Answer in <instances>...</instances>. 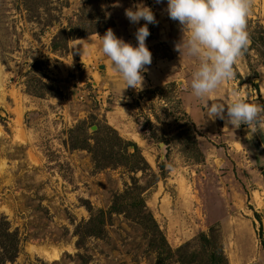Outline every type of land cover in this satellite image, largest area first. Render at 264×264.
Instances as JSON below:
<instances>
[{
	"label": "rangeland",
	"instance_id": "rangeland-1",
	"mask_svg": "<svg viewBox=\"0 0 264 264\" xmlns=\"http://www.w3.org/2000/svg\"><path fill=\"white\" fill-rule=\"evenodd\" d=\"M49 1L58 8L51 12L59 23L46 27L28 21L11 0H0V44L9 65L0 61V219L23 237L17 262L156 264L141 227L123 214L113 215L102 238L77 244L73 234L89 216L86 206L107 207L133 176L173 248L216 226L229 264H264V203L256 198L264 201V129L252 133L245 125L234 128L205 116L208 103L227 105L231 92L245 85L243 99L264 105V45L250 50L256 77L242 55L235 78L201 102L190 88L199 61L181 62L176 44L182 32L168 16L167 0H66L67 6ZM140 2L158 22L148 25L146 45L153 59L145 66L142 87L126 88L103 54L100 37L111 28L137 46L135 33L145 21L130 23L125 9ZM83 15L91 19L85 27L104 29L71 40L64 53L50 52L52 35ZM256 22L264 27V0L253 2L249 35ZM26 60L38 64L26 66ZM26 70L58 93L27 94ZM90 116L135 142L149 167L96 170L86 150L70 149L68 129Z\"/></svg>",
	"mask_w": 264,
	"mask_h": 264
},
{
	"label": "trees",
	"instance_id": "trees-1",
	"mask_svg": "<svg viewBox=\"0 0 264 264\" xmlns=\"http://www.w3.org/2000/svg\"><path fill=\"white\" fill-rule=\"evenodd\" d=\"M62 5H68L66 0ZM11 7L27 13V20L52 26L59 23V18L52 14L49 0H11ZM83 10V8L81 9ZM45 12L46 17L42 16ZM44 22H41V21ZM91 20L79 17L76 21L68 19V25L61 26L51 37L48 49L50 52L64 53L68 49L69 41L100 31L102 28L92 26L87 28L86 21ZM61 25V24H60ZM248 30V29H247ZM250 31V41L243 56L248 61L250 72L257 76L255 64L250 61V50L264 45V27L258 22ZM0 44V61L7 67L8 60L4 57ZM26 66H36L38 61L30 63L24 61ZM30 74L26 70L23 76ZM25 92L36 97L56 95L57 88L43 81L40 77L28 75L24 80ZM96 125V129L90 131L89 127ZM68 146L70 149L86 150L96 170L122 166L129 172L144 171L149 167L148 162L140 153L139 147L132 140L120 136L115 128L107 123H101L94 116L90 120L82 119L68 129ZM133 145V151L128 146ZM144 187L137 179L131 176V182L125 183L124 188L113 194L110 203L105 208H93L86 206L89 216L81 220L74 227L73 234L77 236L76 243H84L89 237L102 238L106 235V225L110 224L114 214H123L126 218L136 222L147 238L148 247L155 253L156 264H229L224 253L219 229L210 226L208 232L200 231L193 242L186 241L180 246L173 248L160 228L152 212L148 210L144 197ZM23 237L18 228H11L10 222L4 217L0 219V264H19L17 257L22 250Z\"/></svg>",
	"mask_w": 264,
	"mask_h": 264
},
{
	"label": "clouds",
	"instance_id": "clouds-1",
	"mask_svg": "<svg viewBox=\"0 0 264 264\" xmlns=\"http://www.w3.org/2000/svg\"><path fill=\"white\" fill-rule=\"evenodd\" d=\"M163 0H156L162 3ZM254 0H167L170 19L178 21L182 37L176 51L183 58H196L199 66L192 72L191 96L205 102L225 81L235 78L234 65L246 52L250 41L247 30L248 17ZM125 16L132 24L145 21L135 33L137 46L118 38L109 28L103 37L102 52L111 61L113 71L118 73L126 88H140L144 83L146 65L152 63V53L146 45L150 36L149 24H157L153 10L143 2L125 9ZM81 41V40H79ZM71 42V41H69ZM83 45V44H82ZM83 55L85 47L83 45ZM175 71V69H174ZM231 92L232 101L207 104L205 116L210 120H225L226 124L239 128L247 126L252 133L264 129V105L243 99V89ZM226 111V115H225Z\"/></svg>",
	"mask_w": 264,
	"mask_h": 264
},
{
	"label": "water",
	"instance_id": "water-1",
	"mask_svg": "<svg viewBox=\"0 0 264 264\" xmlns=\"http://www.w3.org/2000/svg\"><path fill=\"white\" fill-rule=\"evenodd\" d=\"M104 67H105L104 64H99V68H100V69H103ZM94 129H96V125H92V126L89 127V130H90V131H92V130H94ZM247 130H248V132H251L250 129H247ZM128 149H129V151H133L134 146H133V145H129V146H128ZM262 213L264 214V207H263V209H262Z\"/></svg>",
	"mask_w": 264,
	"mask_h": 264
},
{
	"label": "bare ground",
	"instance_id": "bare-ground-1",
	"mask_svg": "<svg viewBox=\"0 0 264 264\" xmlns=\"http://www.w3.org/2000/svg\"><path fill=\"white\" fill-rule=\"evenodd\" d=\"M258 200V202L261 204V205H263V203H264V201L261 199V198H259V197H256Z\"/></svg>",
	"mask_w": 264,
	"mask_h": 264
}]
</instances>
